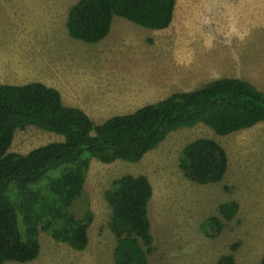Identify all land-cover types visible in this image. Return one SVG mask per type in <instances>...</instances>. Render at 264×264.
I'll list each match as a JSON object with an SVG mask.
<instances>
[{
  "label": "rangeland",
  "instance_id": "obj_1",
  "mask_svg": "<svg viewBox=\"0 0 264 264\" xmlns=\"http://www.w3.org/2000/svg\"><path fill=\"white\" fill-rule=\"evenodd\" d=\"M75 1L0 0V83L52 86L64 104L81 108L94 123L222 76L264 92V0H174L168 27L152 30L113 16L108 34L94 43L67 33L66 14ZM200 137L226 153L218 182L198 184L178 167L182 147ZM61 139L28 125L14 131L7 151L26 153ZM124 174H142L151 185L147 264H216L229 252L235 264L258 262L264 252V122L224 135L202 123L180 127L136 162L90 158L83 190L92 221L84 249L40 230L33 260L3 264H113L115 236L103 192ZM228 201L237 208L225 219L218 205ZM209 216L221 223L214 237L199 228Z\"/></svg>",
  "mask_w": 264,
  "mask_h": 264
},
{
  "label": "trees",
  "instance_id": "obj_2",
  "mask_svg": "<svg viewBox=\"0 0 264 264\" xmlns=\"http://www.w3.org/2000/svg\"><path fill=\"white\" fill-rule=\"evenodd\" d=\"M173 11L174 0H76L68 7L65 27L71 38L93 43L108 34L113 16L157 30L169 26ZM258 122H264V92L239 77H217L191 90L174 91L100 123L81 108L64 104L56 88L40 81L0 83V264L33 260L40 230L72 249H84L92 221L83 190L90 158L136 162L180 127L202 123L224 135ZM28 125L62 139L26 153L8 152L14 131ZM178 167L198 184L218 182L227 157L216 141L195 138L182 147ZM103 195L111 208L113 264H147L146 255L153 250L149 181L142 174H124L113 179ZM76 200L80 203L72 212L69 207ZM236 208L234 201L222 202L218 212L230 219ZM199 228L214 237L221 223L209 216ZM216 264H235L233 253L220 255ZM256 264H264V252Z\"/></svg>",
  "mask_w": 264,
  "mask_h": 264
},
{
  "label": "clouds",
  "instance_id": "obj_3",
  "mask_svg": "<svg viewBox=\"0 0 264 264\" xmlns=\"http://www.w3.org/2000/svg\"><path fill=\"white\" fill-rule=\"evenodd\" d=\"M94 43V42H93Z\"/></svg>",
  "mask_w": 264,
  "mask_h": 264
}]
</instances>
